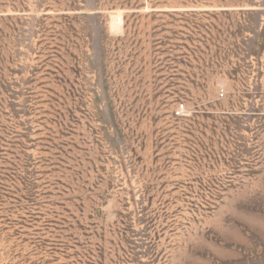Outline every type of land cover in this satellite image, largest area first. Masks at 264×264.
<instances>
[{"label":"rangeland","instance_id":"rangeland-1","mask_svg":"<svg viewBox=\"0 0 264 264\" xmlns=\"http://www.w3.org/2000/svg\"><path fill=\"white\" fill-rule=\"evenodd\" d=\"M0 264H264V0H0Z\"/></svg>","mask_w":264,"mask_h":264},{"label":"built area","instance_id":"built-area-1","mask_svg":"<svg viewBox=\"0 0 264 264\" xmlns=\"http://www.w3.org/2000/svg\"><path fill=\"white\" fill-rule=\"evenodd\" d=\"M218 96L220 98L225 97V91L224 89H220L218 92ZM188 115V107L185 102H180L177 104V106L174 109V116L177 118L185 117Z\"/></svg>","mask_w":264,"mask_h":264},{"label":"water","instance_id":"water-1","mask_svg":"<svg viewBox=\"0 0 264 264\" xmlns=\"http://www.w3.org/2000/svg\"><path fill=\"white\" fill-rule=\"evenodd\" d=\"M226 9H229V8H226ZM172 10H178V8H173Z\"/></svg>","mask_w":264,"mask_h":264},{"label":"trees","instance_id":"trees-1","mask_svg":"<svg viewBox=\"0 0 264 264\" xmlns=\"http://www.w3.org/2000/svg\"><path fill=\"white\" fill-rule=\"evenodd\" d=\"M247 10H250V9H247ZM174 13H178V10L174 11Z\"/></svg>","mask_w":264,"mask_h":264}]
</instances>
